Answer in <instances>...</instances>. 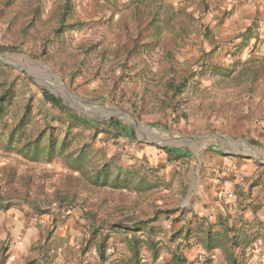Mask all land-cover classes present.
<instances>
[{
  "label": "rangeland",
  "instance_id": "obj_1",
  "mask_svg": "<svg viewBox=\"0 0 264 264\" xmlns=\"http://www.w3.org/2000/svg\"><path fill=\"white\" fill-rule=\"evenodd\" d=\"M66 1L0 0V96L9 90L0 125V194L50 205L45 241L32 252L61 254L48 233L64 213L60 221L71 216L76 228L84 219L89 229L61 264H175L177 256L184 264H264L263 241L254 249V239H244L262 235L260 227L231 222L196 228L193 237V226L166 234L156 225L171 215L180 220L172 194L185 192L180 178L192 156H248L255 147L264 154V34L256 17L235 7L237 0H204L207 6L201 0H70L62 18ZM60 24H66L62 31ZM237 58L241 63L233 64ZM229 65L235 69L227 75ZM185 76L187 87L173 94L167 82ZM42 88L59 98V107ZM26 104L28 137L46 130L57 141L64 137L67 151L86 145L88 168L109 159L114 170L132 171L128 178L139 189L92 185L86 168L72 169L64 155L32 160L16 148L24 139L6 145ZM111 118L128 129L125 135L105 129ZM37 216L44 222L43 210Z\"/></svg>",
  "mask_w": 264,
  "mask_h": 264
},
{
  "label": "crops",
  "instance_id": "obj_2",
  "mask_svg": "<svg viewBox=\"0 0 264 264\" xmlns=\"http://www.w3.org/2000/svg\"><path fill=\"white\" fill-rule=\"evenodd\" d=\"M235 3V7H246L251 17H256L261 27L260 34H264V0H237ZM249 151L253 155H228L208 151L192 156V165L182 171L180 178L182 187L186 188L185 192L172 194L177 203L174 216L180 214V220H172L171 215L169 219L156 225L164 228L166 234L175 228H182L187 233V228L193 226L191 235L195 237V233L202 229L206 230L211 226L219 229L226 224L231 226V222H234L238 226L260 227L262 235L244 239L251 242L253 238L254 249L257 243H264V165H261L264 154L257 147L249 148ZM233 172H238L239 176H232ZM258 177L260 181L257 186L246 188L249 181ZM241 180L247 182L245 187L240 185ZM9 201L12 204L7 206ZM38 204H22L15 198L5 200L0 194V264H29L31 261V264H61L69 254L67 248L73 243L82 242L88 236L89 227L84 225V219H80V227L74 228L71 216L60 221L59 218L64 213H58V225L48 235L51 239L53 237L61 254L53 258L47 250L44 251L45 248H42L41 253L32 252V247L39 239L41 243L45 241L43 227L48 222V211H51L46 209L50 205L43 208ZM38 209L45 214L44 222L37 216ZM187 219L192 222L189 223ZM110 226L114 229V223ZM215 254L219 255V251L215 250Z\"/></svg>",
  "mask_w": 264,
  "mask_h": 264
},
{
  "label": "trees",
  "instance_id": "obj_3",
  "mask_svg": "<svg viewBox=\"0 0 264 264\" xmlns=\"http://www.w3.org/2000/svg\"><path fill=\"white\" fill-rule=\"evenodd\" d=\"M204 6H207L204 4V0H201ZM70 9V0H67L62 8V14L60 15L62 18L65 17V14L68 13ZM66 27V24H60V30L56 28L58 31H62ZM249 31V30H248ZM251 36V33L248 34ZM243 43V41H241ZM234 62L241 63L240 60L237 58ZM264 62V58H263ZM248 65V64H247ZM246 63L244 62L241 67H248ZM235 66V65H234ZM232 65L226 66L223 70L227 75H230L232 72H234L235 67ZM250 67V66H249ZM189 78L187 76L180 78L176 82L173 80H169L167 82V88L171 90L173 94H181L185 88L187 87ZM9 90H5L4 93L0 96V125L3 124V119L5 117L6 111L4 109V96L8 94ZM42 92L44 94V97L53 105V106H60V100L58 97L48 93L45 89L42 88ZM63 112H65L68 117L71 118L73 121H81L79 118V114L76 113L74 110L70 109H63ZM29 104H26L25 111L19 118L18 122L10 128L6 135V145L11 144L16 140L18 143H21V140L24 139V142L20 144V146H16L17 150L21 153H23L25 156H28L32 160H37L40 157L44 158H51L53 156L57 155H64L65 161L72 169L76 170H83L84 174L89 177L90 183L92 185H106L110 184V186L116 187V188H127L132 187L139 189L140 183L137 182L133 185H131V180L128 178L129 175L133 174L132 171L124 170V173H122L121 169L116 168L115 170L111 167V162L109 159H105L103 163H101L99 166L94 165L91 166V168H88L89 163L91 162L90 158H87V152H86V145H84V148H81L79 150H66L67 144L66 140L63 137L60 141H57L56 135L52 132H47L46 130H40L39 133L35 137H28V132L26 129V125L29 120ZM92 123L96 124L94 121H91ZM105 129H112L115 131L117 135H125L126 131L128 130L125 126H123L122 123H120L118 120L111 118L108 119L105 122ZM23 130V131H22ZM2 129L0 130V136ZM16 144V143H15ZM175 152L176 149L168 148V152L172 153ZM115 185V186H114ZM121 225V224H120ZM120 225H117L115 227L121 228ZM137 228L140 227L141 222L139 221L137 224ZM136 227V226H135ZM134 229V228H132ZM104 245L101 243L99 246V251L101 253V250L103 249ZM134 255L137 256V248L134 249ZM175 264H184L183 259L181 260L178 256L174 258Z\"/></svg>",
  "mask_w": 264,
  "mask_h": 264
},
{
  "label": "built area",
  "instance_id": "obj_4",
  "mask_svg": "<svg viewBox=\"0 0 264 264\" xmlns=\"http://www.w3.org/2000/svg\"><path fill=\"white\" fill-rule=\"evenodd\" d=\"M232 176L238 177L239 176V173L238 172H233L232 173Z\"/></svg>",
  "mask_w": 264,
  "mask_h": 264
}]
</instances>
